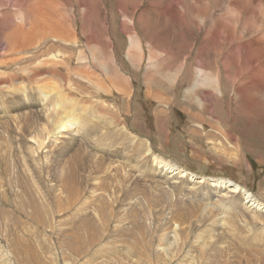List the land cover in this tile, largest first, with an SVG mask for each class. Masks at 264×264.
<instances>
[{
  "label": "bare ground",
  "instance_id": "bare-ground-1",
  "mask_svg": "<svg viewBox=\"0 0 264 264\" xmlns=\"http://www.w3.org/2000/svg\"><path fill=\"white\" fill-rule=\"evenodd\" d=\"M211 1L215 4L221 0ZM225 1L235 21L226 16L227 12L216 15L204 0H131V7L127 4L121 7V28L130 33L127 60L137 69L147 58L143 81L145 85L149 82L156 87L152 88V93L156 101L162 103L158 109L159 119L169 129L171 119L165 108H170L177 99L176 83L184 75H181L182 65H177L183 44H179L178 51L172 40L178 41L183 34L174 31V36H171L173 31L166 25H157L150 30V23L153 20L156 23L173 21L183 28L187 25L189 31L191 27L196 29L195 17H200L199 29L205 32L201 46L195 47L198 51L193 50V53L208 63L204 62L203 66L197 64L199 67L195 69L193 60H186L190 75L185 80L189 83L179 103L196 123L190 124L195 148L193 154L198 156L201 152H208L198 146L200 139L210 140L215 143V157L220 165L227 160V155L233 164L239 165L243 158L238 153L249 146L242 145L240 135L219 113L221 106H226L227 113L232 116L233 108L236 119L247 126H253L264 115V24L261 23L264 12L256 21L254 18H257L258 11H249L251 7L248 9L250 4L258 3V10L260 5H264V0ZM4 2L25 9L21 14L7 15L1 10ZM81 2L87 4L83 8V17L82 8H79ZM101 5L99 0H0L4 38L9 40V44L18 39L15 45L18 52H32L33 59L48 63L51 69L46 75L50 79L38 80L36 71H23L19 75L16 70L14 74L11 71L0 78V104L6 109L0 112V158L3 154L9 164L13 152L26 151L27 148L19 146L18 140L27 141L35 153L50 137L53 138L49 152L53 155L62 150L56 154L57 160L52 165L59 168L54 180L61 184L63 194L78 196L83 204L94 203V210L99 212L102 222L107 217L115 219L114 231L121 232L116 233L118 239H110L87 256L96 263L264 264V201L232 178H205L188 171L178 162L165 158L157 150L150 134L142 135L129 125V117L125 113L129 112L133 102L129 88L131 75L117 63L113 23L107 24V18L103 17L104 26L87 28L85 25L86 20L92 24L96 15L103 16ZM193 9L192 18L190 11ZM52 10L58 19L52 15V18H40V12L51 13ZM110 15L116 16L115 8L108 17ZM80 18L81 27L87 30L84 43L80 39ZM210 19L212 21L208 25ZM243 21L256 23L252 27H244L247 23ZM16 22H21L19 27L14 26ZM241 24L244 26L240 27ZM24 28L35 37L29 34L21 37L20 31ZM48 32L54 39L44 43L43 37L46 40L50 38L45 35ZM187 35L192 37L191 33ZM38 40H41L40 45L44 44L40 46L43 49L31 51L29 48ZM63 46L69 49V54L61 52ZM84 49L86 52L81 59H69L73 53L82 54ZM44 56H47L45 60L42 59ZM3 59H0V65ZM67 65H73V68L63 70ZM78 65L84 69H77ZM215 66L217 69L211 71ZM77 71L86 80H81L84 84L75 76ZM67 72L71 75L68 81L63 77ZM22 83L46 95L48 102L42 105L45 108L33 109L34 105L26 102V96L32 90L24 89L23 93L17 85ZM92 86L98 89V93L91 89ZM115 90L126 97L121 103L122 108L107 101ZM229 94L231 97L227 100ZM251 131L248 132L251 134ZM65 133L68 138L65 136L60 143L54 142L56 137L62 138ZM217 137H223L221 143L216 141ZM225 143L232 145L235 152L228 151L230 148ZM5 146L7 149L2 153ZM83 151L80 164L78 157ZM46 168L49 172L51 166ZM34 172L39 190L43 167L35 166ZM209 181L217 186L215 191L209 187ZM96 192H99V199L94 198ZM85 218L91 219L87 214ZM124 220L129 224L122 228L120 224ZM78 223L87 229L81 241L83 238H96L94 231L90 232L83 222ZM78 223L73 222L75 226ZM5 257L6 254L0 250V264H4Z\"/></svg>",
  "mask_w": 264,
  "mask_h": 264
},
{
  "label": "rangeland",
  "instance_id": "rangeland-1",
  "mask_svg": "<svg viewBox=\"0 0 264 264\" xmlns=\"http://www.w3.org/2000/svg\"><path fill=\"white\" fill-rule=\"evenodd\" d=\"M99 1H101L102 3L101 9L103 11V16L99 17L98 15H96L94 18L95 20L93 21L92 24L87 22L86 20L85 25L87 28H93L97 25L104 26L106 24L103 21H101L104 19L103 17L107 18L106 20L107 24L110 22L113 23V27H114L113 35L114 37H116L114 38V41L116 40L115 41L116 52L118 54V56H116V60L118 61L117 63H119L120 65L122 64V67L126 70V71L124 70V72L126 74L131 75L130 77L131 87L129 86V88L132 93L133 102L131 103L132 105L129 107V112L125 113L129 117L128 118L129 125L135 128V130H138L142 135L150 134L151 137L153 138L157 150L160 153H162L165 158L178 162L179 164L182 165L183 168H186L188 171L198 176H203L205 178L206 177L232 178L247 186V188H249L253 194H255L258 198L264 201V115H262V118L256 121L253 126H247L245 123L241 124V120L236 119L235 110L233 108H232V116H231L229 115V113H227L226 106L225 107L221 106L222 108L220 107L222 110L219 113V116L225 119L226 121L228 120L227 122L233 126L235 132L240 135L241 141L243 140L242 145L249 146L246 147L244 151L242 150L241 153H238V156L243 158L242 162L239 165L233 164V161L232 159L229 158V155H227L226 157L227 160H225L223 164L220 165L215 157V153H216L215 152L216 147H214L215 143H213L210 140L200 139L201 143L198 146L203 150H207L208 152H201V155L199 154L198 156H195L193 154L195 148L193 147L194 144H193L192 134L190 132V127H191L190 124L193 123L194 125L196 123L195 121L192 120L191 118L192 116L189 115V113L181 107L179 102L183 99L182 92L186 87V85H188L189 83L188 81L185 80L190 75V73L186 69L187 66L186 60L188 59L189 62L193 60V68L195 67V69L199 67L198 66L199 64L203 66L205 64L204 62L208 63L207 61H205V58H199L198 55L194 56L195 53H193V50H196L197 53L198 49L195 47L201 46V40L203 38L202 35L204 36V32H205V31L202 32L199 29L200 17L199 18L195 17L196 29L191 27L189 31L187 29L188 28L187 25H184L183 28V26H180L174 23L173 21L156 23V21L153 20L150 23V30H153L154 27H156L157 25L160 26L166 25V27L169 28L171 32L173 31L171 33L172 34L171 36H174V31H179L183 34V36L178 41L171 39L173 42L172 45L173 46L176 45L178 51H179V44H183V52L179 51V59L177 65L178 66L182 65L183 71L181 75L183 73L184 75H182L178 79L179 81L177 80L176 83V89L178 92L177 99L174 102H172L170 108H165L167 114H169V117L171 119L169 121L170 128L168 129V125L165 126L162 125L159 119L160 116L158 114V109L161 107L162 103L157 102L156 97H154L153 95L154 93H152L153 89L156 87L150 84L149 82L147 83V85H145L146 83H144L143 81L144 80L143 74L145 73L147 58L144 60L143 62L144 64L140 65V68L137 69H135L136 67H134L127 60L128 58L127 45L130 42V38H129L130 33H125L121 28V18L123 19V17H121L120 11H122L121 7L123 5L127 4L130 7L132 6L131 0H109V1L99 0ZM191 1L193 2V0ZM204 4L209 8H211L216 13V15H224V13L227 12L228 15L226 16L234 20L232 15L228 12L229 7H227L228 3L226 4L225 0H221L219 3H215V4L211 0H204ZM253 4H250L248 9L251 7L249 11H253V12H255V10L258 11V13H256L257 18L256 17L254 18L257 21L258 19L260 20L263 16L264 5L263 6L260 5L259 9L257 10L259 4L258 3H253ZM86 5L87 4L84 2L79 3V8H82L81 17H83L82 13L83 15L85 13V9L83 8H85ZM114 8L116 11V16L110 15V17H108L111 12H114ZM24 9L25 8H17L15 5H13L10 2H4L1 7V10L7 15H9V13L21 14L24 11ZM53 11L54 10H52L51 13L45 11L44 13L40 12L41 17L40 15L39 17L52 18L50 17V15H52L55 18H57L58 17L57 14L53 15L54 13ZM193 14H194V9L190 11V16L192 18H193ZM136 16H137L136 20L138 22L139 13H137ZM16 20L18 21L19 18H17ZM81 20L82 18L78 19L79 28H80L79 32H81L80 39L84 43L86 41L85 37L87 30L81 27V22H82ZM211 21H212L211 19L208 21V25L211 23ZM20 23L16 22L14 23L15 25L14 24L13 25L15 27H19ZM243 23L245 24L247 22L243 21ZM255 23L256 22L254 21H249L245 26L244 24H241L239 26L252 27ZM261 23L264 24V20ZM26 30L27 28H24L20 31L21 37L23 34H29L30 36L35 37L34 35L26 32ZM3 31L4 29L0 24V59L3 58L5 59V60L3 59V62L1 63L2 65H0L1 71H3L2 74L0 73V78L5 77L9 73H11V71L12 74H14V70H16V73L18 74L20 73L19 75H21L23 71H28V72L36 71L38 80L41 78L50 79L49 77L46 76L50 74L49 71L51 70V69L49 70L48 68L49 67L48 63L46 64V62H41L39 61V59H33L32 52H27V53L22 52V54L21 52H18L17 48L15 47V45L18 43V39H16L15 43L9 44V40L4 38L6 34ZM50 33L51 32L45 34V35H49L50 37L47 40L45 39V37L43 38L42 36L40 37L42 38L44 43L53 41L52 39L54 38ZM187 33H191L192 37L190 38L187 35ZM40 42L41 40H38V42L34 44V46L35 45L36 46L34 47L31 45L29 49L31 51H41L43 48L40 46H43L44 44L40 45ZM60 50L61 52H64V55L65 52L69 54L68 51L69 49H67L65 46H63ZM85 52L86 49H84L82 54L75 53L74 55L73 53L69 59L71 58H72L71 60L81 59ZM146 56H148V51L146 52ZM205 56H207V54ZM46 57L47 56H44L42 57V59L45 60ZM207 59L208 56L206 60ZM20 61L21 63L19 64ZM70 66L67 65L65 68H63V70L65 69L68 70L69 68L70 69L73 68V65ZM10 68L12 70H10ZM76 68L79 70L84 69L79 65ZM214 69H217V66L211 69V71H214ZM67 73H64L65 75L63 74V77L65 76L66 81H68L71 77L70 72ZM79 74L82 73L77 71L75 74V76H77V79H79L80 81L81 80L86 81ZM223 81H225V78L223 79ZM81 83L84 84V82L82 81ZM17 85L20 87V90L23 93L25 92L24 89L30 91L32 90L31 93L27 94L26 102L32 103L34 105L33 109L45 108L42 105L48 102L46 95H42L41 93L35 92L36 88L27 85L26 83L17 84ZM91 89L98 93V89L96 87L92 86ZM150 92L153 96L150 95ZM115 93H117L116 90ZM115 93H113L114 96L111 93L110 96L107 98V101L115 104L117 103V105L122 108L123 106L121 105V103L124 101V98L126 99V97L122 94V92L118 91L117 94ZM111 96L115 99L110 98ZM230 97L231 96L229 94L227 96V100ZM19 99L21 100V96L19 97ZM231 106L232 103L230 104V107ZM4 107L5 105L3 106L1 105L0 109ZM3 110L6 109L4 108L0 110V112H2ZM233 117L235 118V121H233L234 119ZM157 122L159 123L157 124ZM249 130H252L251 134L250 132H248ZM51 135H53V133H51ZM63 136L64 137L62 138L56 137V140L54 142L60 143L65 138V136L66 138H68L66 133ZM49 140L46 141L42 149L41 148L38 149V152L35 153H33L30 150L29 147L30 144L27 143V141L25 142L24 140H18L19 146L25 147V149L27 148L26 151L22 149V152H17V153L13 152L12 160L9 164H7L3 154L0 158V250L3 254H6V257L4 259V264H133L125 261H121V262L107 261V262L96 263V260L94 259H87V256H90L95 250H97V248L100 245L106 244L110 239H114V238L118 239L119 237L116 236V233L120 234L121 232L114 231L115 229L114 225L116 224L115 219H112L111 217H107L104 220V223L102 222L103 219L101 218V215L99 214L98 211L94 210L95 207L94 203L83 204V201L80 200V197L74 195H68L67 193L63 194L62 187H60L61 184H59L54 180L55 178L54 176L59 172V170L56 169L59 168L58 166L56 167V169L53 168V165L55 164V160H57L55 156L56 154H59L62 150H60L59 153L58 152L53 153L52 155L49 152L50 150L49 147L52 145L53 138L50 137ZM222 140L223 137H217L216 141L218 143L219 142L221 143ZM253 140H255L256 142L255 141L253 142ZM6 141L8 143V140ZM47 142H49V144ZM251 143L253 146L250 145ZM224 145H227L231 149V150L229 149L228 151L235 152L232 145L227 143H225ZM254 145L256 146V148L254 147ZM250 146L253 150L250 148ZM6 149L7 146L4 147L2 153ZM84 153L85 151H83V154L79 155L78 157V162H80V164H82ZM208 153H214V154H208ZM40 165L43 167V172H42L43 179L41 178V181H39L41 188L38 190L37 184L34 180L35 178L33 177V175H35L36 173L35 172L32 173V171L34 170L35 166L41 167ZM48 165L51 166V168L49 169V172H46L47 170L46 167H48ZM26 169H27V174H26ZM29 169L32 170L30 171ZM38 170L40 171L39 168ZM50 171L51 173L54 174H51ZM77 171L80 174L79 169H77ZM52 180H54L55 182ZM96 181L99 182L98 180ZM208 183H209L208 184L209 187L213 191H215L217 186L214 185V183L211 181H209ZM54 188L57 189L58 191L55 190ZM51 191L53 192V194H51L52 193ZM57 196H61V197L58 198ZM95 196H96L94 197L95 199L97 198L99 199V192H96ZM86 214L89 215L91 219L85 218ZM73 222L74 223L83 222V226L89 228L90 232L93 231L95 232L96 238L94 239L88 237L86 239L83 238V240L81 241V236L84 237V235L87 232V229L84 227H80L79 223L77 224L78 226H75L76 224H73ZM128 224L129 223L126 220H124L122 225L120 224V226L123 228ZM111 235L113 237H109ZM126 237L129 238V235H127ZM217 255H219V253ZM220 259L223 260L221 257ZM134 264H141V263L139 261H135Z\"/></svg>",
  "mask_w": 264,
  "mask_h": 264
}]
</instances>
